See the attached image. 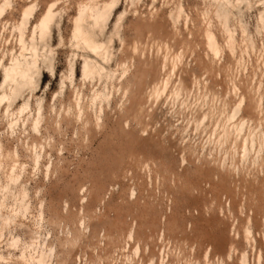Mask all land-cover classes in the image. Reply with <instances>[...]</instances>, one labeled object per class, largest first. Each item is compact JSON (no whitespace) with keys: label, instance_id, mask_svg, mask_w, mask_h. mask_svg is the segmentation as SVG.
Wrapping results in <instances>:
<instances>
[{"label":"rangeland","instance_id":"1","mask_svg":"<svg viewBox=\"0 0 264 264\" xmlns=\"http://www.w3.org/2000/svg\"><path fill=\"white\" fill-rule=\"evenodd\" d=\"M122 1L100 40L126 8L138 16L124 20L100 55L74 42L76 3L61 1L68 11L22 89L4 84L3 70L20 54L16 28L29 2L16 0L0 16V264H264V0L251 9L243 0L226 26L208 14L211 1L182 0L175 36L164 19L172 5ZM208 22L222 45L227 31L236 35L233 55L225 49L211 68L200 33ZM155 39L172 46L164 72ZM174 55L182 60L171 73ZM84 56L108 76L84 79ZM193 72L199 86L171 96L192 85ZM166 74L168 92L151 96Z\"/></svg>","mask_w":264,"mask_h":264},{"label":"bare ground","instance_id":"2","mask_svg":"<svg viewBox=\"0 0 264 264\" xmlns=\"http://www.w3.org/2000/svg\"><path fill=\"white\" fill-rule=\"evenodd\" d=\"M27 1L29 2L28 5L21 6L20 13L22 16V22L18 24L16 28L18 33L20 34V39H19V44L21 47L20 54L18 57L13 59V62L10 65V67H4V70H3V76H4L3 83L4 84L15 83L19 89H22L24 86L30 85L33 82L34 80L33 70L37 68L39 57H40L39 46L41 44H44L46 40L48 39V37L50 36L51 31H52V26L57 20V18L59 17L61 18L68 11L67 7H66L65 12H63L61 9L58 8V5L61 1H65L66 3L68 2L76 3V12L75 14L72 15V21H73L72 35H73L74 42L77 44V46L78 45L82 46L86 52H90L95 55H100L101 53H107L109 49L112 47L114 36H118V32L122 28L124 20L128 19L129 17L138 16L137 9L132 12L131 10H128L126 8L125 10L120 12L116 18V22L114 25V32L111 33V35L109 36L106 42H103L102 40H100L99 37L104 35L105 31L108 28L110 20L112 19L114 14L118 12V10H120V7L123 3L122 0H44V3L42 4L45 5V8L42 12H40L39 10L40 0H27ZM140 1L141 0H124V3L129 4L131 7L136 8V6L138 5ZM152 1L153 3H155L157 0H152ZM163 1L165 2L167 7H170L172 5L171 10L167 12V15L165 16L166 18H164L170 21V24H169L170 33L169 34H171L172 36L178 35L180 33V26H179L180 20L183 18V15H184V8L182 5V0H163ZM209 1L212 2V5L210 6L208 10V14L214 15L225 26L227 25L230 16L233 15V11L235 9H238L241 3L243 2V0H209ZM245 1L248 4V8L251 9L253 7L254 0L253 1L245 0ZM261 3L263 6V9L259 10V15L257 18L258 23H259L258 28L264 29V1H262ZM14 4H16V0H4L3 4L0 5V16L7 9L14 8ZM36 15H39L38 22L33 27L30 37L26 38L25 34H26L27 26L30 23L31 19H33ZM150 16L151 18L160 17L158 15V11H154L153 13H151ZM185 17L186 19L184 23V30H187L188 21H187V16ZM209 22L203 27V29H201L202 31L200 32L201 35L203 36L204 43H205V46L208 52L206 57L208 56L211 57L210 67L209 65H207V68H211L217 59L220 61L221 57L224 54L225 49H227L228 52L232 53L233 55L235 46H236V39H235L236 35L234 36V34L230 31H227L226 37L224 36L225 44L223 43L222 45L219 42L216 34L213 32ZM223 25H222V28H223ZM241 30L243 34L245 35L246 30L243 26L241 27ZM154 42L156 44V50H157L156 52L158 53L165 52L164 58L162 60L156 61L160 65L161 72H164L167 69L166 60L168 59L170 55L173 54L171 52L172 46L170 45V43L165 42V41L162 42L159 39H155ZM241 47L243 48V46ZM247 49L248 48H246L245 46L246 51ZM136 50H137L136 46H134V53ZM27 52H30V56H27L26 54ZM44 59L45 61L48 60L47 57H44ZM174 59L178 62H174L169 65V71L171 73L175 72L179 68V65H181L182 56L174 55ZM128 68H129L128 66L124 65L123 76H126V74L128 73ZM104 71L105 69L102 66H100L97 61L84 56V64L82 67V75L84 79H89L97 75L103 76V74L105 76H108V74L104 73ZM191 79H192L191 86L187 85L185 89L177 88L175 89L174 92H172L171 96H176V97L186 96L187 97V95H190L199 86V80L195 76L194 72L191 75ZM170 84H171L170 77L166 74L160 83L155 84V86L153 87L151 96H156L157 98H159L161 95L166 94L168 92V88ZM203 85H205V83ZM233 94L235 95L234 91H233ZM6 98L7 97L4 96L3 100ZM107 100H109V98H107ZM243 103H244V99L240 100V103L238 104L237 109L235 110L237 111L241 107V105H243ZM78 106H80L79 103H78ZM181 108L184 110L187 109V103L182 104ZM257 110H258V107H257ZM233 117L231 119H233ZM203 121H204V118L201 121L202 125H203L202 123ZM235 129H236L237 134H240L242 132V127H235ZM187 164H188L187 156L182 155L181 165L185 166ZM218 165L223 166L221 162H219ZM250 223H251V217L248 219L247 225L243 233L246 241H249L251 239L252 233L249 227ZM234 228L236 227L234 226ZM237 235H238V232H237ZM130 238H132V234L130 235ZM231 249H233L232 245H230V250ZM38 262L39 264H43L44 263L43 257H41ZM241 264H247L245 257H243Z\"/></svg>","mask_w":264,"mask_h":264}]
</instances>
